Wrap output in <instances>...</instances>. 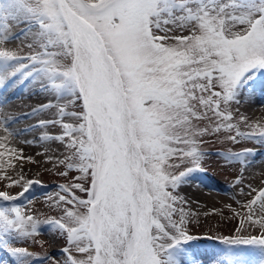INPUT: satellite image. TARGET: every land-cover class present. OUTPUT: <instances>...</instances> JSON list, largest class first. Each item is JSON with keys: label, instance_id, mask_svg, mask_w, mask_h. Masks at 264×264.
Instances as JSON below:
<instances>
[{"label": "snow or ice", "instance_id": "6c2138e0", "mask_svg": "<svg viewBox=\"0 0 264 264\" xmlns=\"http://www.w3.org/2000/svg\"><path fill=\"white\" fill-rule=\"evenodd\" d=\"M21 16L37 25L26 54L5 43L11 22ZM168 24L191 34L170 44L157 34ZM0 31V61L26 59L39 65L53 91L74 90L80 111L67 110L72 100L56 105L62 134L55 138L69 153L58 161L60 175L76 170L75 179L91 180L90 187L62 186L69 197L59 196L54 205L63 212L59 219L41 221L15 207L0 210V227L32 237L39 224L55 223L70 245L63 264H178L174 249L191 238L193 213L170 191L186 172L170 171L178 165L169 158L177 154L199 167L201 137L222 127L235 129L228 137L234 142L264 136V127L245 133L225 123L241 77L264 67V0H0ZM64 116L73 122H63ZM213 117L215 127L193 126V119ZM7 121L0 116V147L15 137ZM249 188L245 195L252 198L241 205L247 211L233 215L240 217L237 231L247 224L259 234L229 242L264 246V187ZM0 197L14 199L5 192Z\"/></svg>", "mask_w": 264, "mask_h": 264}, {"label": "rangeland", "instance_id": "374dc122", "mask_svg": "<svg viewBox=\"0 0 264 264\" xmlns=\"http://www.w3.org/2000/svg\"><path fill=\"white\" fill-rule=\"evenodd\" d=\"M19 25V24H18ZM18 25L12 26L11 29H15ZM165 28L169 29L165 32H158V35H167L170 39L168 43L176 44L177 40L175 38L184 37L190 35V29L180 28L173 24L165 25ZM37 30V28H36ZM3 31H0V37ZM15 39V38H14ZM5 43L13 45L9 47L13 50H19L21 54H26L28 52V45L26 47H18L17 40L5 41ZM13 60L9 61H0V67L6 64H9ZM261 72L264 71V67H260ZM75 96V93L72 94ZM230 103L229 111L231 113V120L225 121V123H232L235 128L241 132L250 133L253 131V127L260 126L264 127V123L257 122H246L245 116L241 113L235 112L233 105ZM78 106V105H77ZM81 110V109H80ZM79 110V111H80ZM211 115V113H209ZM227 115V113H226ZM217 118L213 117L212 121L208 120H192L193 126L196 128L203 127H215ZM235 129L228 131L223 127L219 132L210 133L201 137L203 143L199 145L201 149L206 148H223L227 151H233L239 148H248L256 142L260 143V139L254 140L251 137H237V142L230 140L229 136H235ZM241 142V143H240ZM257 143V144H259ZM63 144V143H61ZM170 147H183V145H177L175 143L170 144ZM0 149H3L0 148ZM69 153L67 150L63 153L60 158L50 164L49 166L43 167L41 169L36 168L35 172L31 177H33V182H30L19 172L18 163L8 159H3V155L0 156V192H5L11 197H16L19 193L24 191L25 187L28 186L29 190L26 192L28 196L27 199H22V201L17 206H12L13 204L7 203L6 199L0 197V210L11 209L19 207L25 215H32L34 219H39L41 221H47L50 219H59L63 212L60 208L54 207L59 196L64 195L69 197L68 193H65L62 189V186H66L70 183H84L85 187L91 186L90 176L86 181H81L75 179L81 174L76 171H70L67 177L60 175L61 171H64L63 165L58 163L59 160L63 159ZM199 165L204 166L210 170L212 173H197L196 171L190 170L192 166L191 163L185 159L184 162L178 158L177 154H174L169 158L168 163L176 164L178 167L170 169L174 174L178 175L179 172H186L182 177L181 181L178 183V186L175 187L174 191L170 189L173 195L183 197V193L180 189L181 182L185 180L187 175H196L201 174L214 179V181L219 190L223 193L221 195L219 191L212 190L216 196H221L222 199L217 203L208 206H195L186 203L183 205L186 211L193 213L191 222L187 225V235L190 236V239L182 240L174 249V255L177 256L183 250L195 248V249H205L210 246L214 247V251L218 255L211 256L209 264H264V246L246 243V252L242 256L234 257V261H227V246L238 244L237 242H229V239L237 237H245L249 235L259 234V229L256 227H249L247 224L244 225V230L237 231L240 228L239 219L240 217H234L233 210L239 212L243 215L247 210L242 208L241 205L246 204L251 196L245 195L250 191L249 187H243V181L240 180V171L243 168L238 164L237 160H231L228 162L221 163L222 159H217L216 156L211 154H201L198 157ZM33 166V165H32ZM239 181V182H238ZM49 183L47 187V193L42 195L41 184ZM30 185V186H29ZM264 187V182L259 183L256 181L253 183V188L259 189ZM74 194L82 200L88 199L87 192H80L78 189L74 190ZM62 208H69L73 211L85 212L86 209L78 207L75 204L72 205H61ZM258 208V205H257ZM14 217V213L12 214ZM2 232L10 230L8 235L13 241L20 242V244L9 245L8 250H6L9 255L18 257L20 264H63V261L66 259L67 253L65 252L66 248H69L70 245L67 241L66 233L58 227L55 223H41L38 226L37 233L32 237H24L19 235L16 231H11L13 229L0 227ZM13 235V236H12ZM47 240H55V246H49ZM192 240L193 243L188 244L185 241ZM4 245L0 244V248L4 249ZM53 248H56L54 251ZM16 249H27L31 255H21L17 254ZM73 254L81 257V254L76 253L73 248ZM48 255L47 261L44 262V257ZM37 259L34 263V259ZM40 259V260H38Z\"/></svg>", "mask_w": 264, "mask_h": 264}, {"label": "bare ground", "instance_id": "6f19581e", "mask_svg": "<svg viewBox=\"0 0 264 264\" xmlns=\"http://www.w3.org/2000/svg\"><path fill=\"white\" fill-rule=\"evenodd\" d=\"M11 25L18 26L11 30L5 41L15 38L18 47L33 43L37 25L31 19L21 16L12 21ZM0 38H4V32ZM21 64H26L27 67L20 69ZM73 93L74 90L70 88L53 91L44 73L39 70V65L28 63L26 59L18 58L0 67V116L8 117L6 126L15 134V137L4 142L5 146L0 149V153H3V159L19 162V172L26 180L33 182L31 175L36 168L49 166L65 152V146L55 138L62 134L58 121L61 117L56 105L63 106L72 100L74 108L69 106L67 110L79 111L82 104L75 100ZM231 104L235 112L245 116L246 122L264 123V73L258 76L254 73L242 76ZM41 121L46 123L41 124ZM63 122L73 121L64 116ZM246 151L239 161L240 167H243L239 178L243 181V187H253L256 181L264 182V146L249 148ZM214 181L216 180L201 174L187 175L180 185L184 199L190 205L206 208L217 203L222 197L216 196L212 190L219 191L221 195L223 193ZM41 185L42 195H45L50 184ZM47 243L49 246H55L56 242L47 240ZM214 255L218 253L212 246L205 249L190 248L183 250L176 259L178 264H209L211 256ZM0 264L20 263L17 256L13 257L0 248Z\"/></svg>", "mask_w": 264, "mask_h": 264}]
</instances>
